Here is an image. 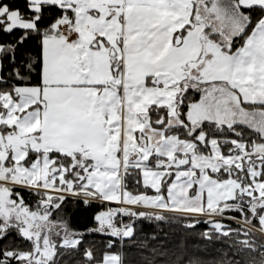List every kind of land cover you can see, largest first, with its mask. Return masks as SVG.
<instances>
[{"label": "snow or ice", "instance_id": "1", "mask_svg": "<svg viewBox=\"0 0 264 264\" xmlns=\"http://www.w3.org/2000/svg\"><path fill=\"white\" fill-rule=\"evenodd\" d=\"M126 244L264 264V0H0V264Z\"/></svg>", "mask_w": 264, "mask_h": 264}, {"label": "trees", "instance_id": "2", "mask_svg": "<svg viewBox=\"0 0 264 264\" xmlns=\"http://www.w3.org/2000/svg\"><path fill=\"white\" fill-rule=\"evenodd\" d=\"M76 222L79 224H85L87 220V214L85 213H77ZM88 226H91L90 223ZM145 232H151L153 230L154 225H149L145 223L143 225ZM171 233L175 234V239H183L185 237L188 238L189 249L192 254H198L205 261H210L212 257L215 255V248L219 247V245L209 246L204 248L202 242L199 240L198 236L195 234L185 233L179 227H173L169 230ZM200 229H196V232H199ZM90 240L96 241V247L102 248L103 242L107 239L106 237L100 235H91L89 236ZM129 243L134 244L135 241H131ZM125 251L127 253L128 264H139L140 254L136 247H129L127 244L125 245Z\"/></svg>", "mask_w": 264, "mask_h": 264}]
</instances>
